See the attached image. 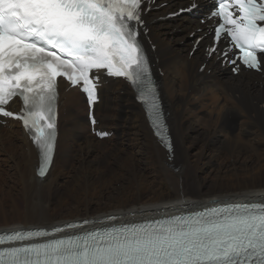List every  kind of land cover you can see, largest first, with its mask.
Segmentation results:
<instances>
[{
	"label": "bare ground",
	"instance_id": "1",
	"mask_svg": "<svg viewBox=\"0 0 264 264\" xmlns=\"http://www.w3.org/2000/svg\"><path fill=\"white\" fill-rule=\"evenodd\" d=\"M166 1L152 4L158 8L145 20L171 158L127 82L102 79L96 129L114 133L109 144L96 140L84 95L61 83L59 139L45 179L37 176L38 153L21 123L0 122V211L21 216L1 225L0 233L64 226L65 236L213 205L264 202V76H234L216 55L186 53L194 46L191 33L202 35L205 27L196 16L171 21L191 2ZM198 2L202 12L208 4Z\"/></svg>",
	"mask_w": 264,
	"mask_h": 264
},
{
	"label": "snow or ice",
	"instance_id": "2",
	"mask_svg": "<svg viewBox=\"0 0 264 264\" xmlns=\"http://www.w3.org/2000/svg\"><path fill=\"white\" fill-rule=\"evenodd\" d=\"M207 48L248 70L264 66V0H213ZM153 0H0V117L22 122L43 178L57 138L58 82L98 101L99 74L123 78L147 105L161 146L173 153L157 85L141 39ZM203 36L197 39L199 43ZM223 40V46L221 41ZM219 47V51L217 50ZM237 61L240 64H237ZM22 112L7 110L14 99ZM91 123L96 121L91 118ZM100 137L108 133L97 132ZM68 227H75L69 225ZM47 230L0 234V264H264V204H234L153 222L24 244Z\"/></svg>",
	"mask_w": 264,
	"mask_h": 264
},
{
	"label": "rangeland",
	"instance_id": "3",
	"mask_svg": "<svg viewBox=\"0 0 264 264\" xmlns=\"http://www.w3.org/2000/svg\"><path fill=\"white\" fill-rule=\"evenodd\" d=\"M180 45V44H179ZM185 46V44L184 45H182V46H180V47H184ZM187 51H189V48H187L186 49V53H187ZM202 54H203V51H200ZM211 72V71H210ZM162 76H164V75H162ZM157 77V76H156ZM113 139V137L112 138H110V139H107V140H109L108 141V144L111 142V140ZM113 160L111 159L110 160V162H112ZM23 207V206H22ZM15 215V216H14ZM20 215V214H19ZM18 214H13V213H9V210H2V211H0V226L1 225H5L8 221H9V219H12V218H15L16 217V219H17V217H18V219H19V217L21 218V216H19ZM13 220V219H12ZM73 222H76V221H73ZM83 222V221H82ZM7 226V225H6ZM22 226V225H21ZM38 228H44L43 226H37ZM22 228V227H21ZM23 228H25V229H31V228H33L32 226L30 227V226H27V227H23ZM18 229H20V227L19 228H16V229H13V230H18Z\"/></svg>",
	"mask_w": 264,
	"mask_h": 264
}]
</instances>
